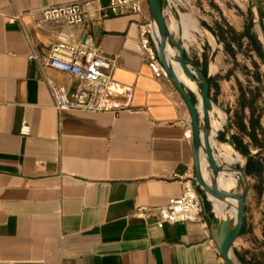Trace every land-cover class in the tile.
<instances>
[{
	"label": "crops",
	"instance_id": "crops-1",
	"mask_svg": "<svg viewBox=\"0 0 264 264\" xmlns=\"http://www.w3.org/2000/svg\"><path fill=\"white\" fill-rule=\"evenodd\" d=\"M81 1L0 0V264H225L210 227L226 203L218 211L206 199L198 220L163 227L156 209L137 213L178 197L195 177L188 107L144 47L148 0L141 13L90 8L83 25L39 23L37 10ZM61 32L116 59L110 97L123 109L54 107L47 80L70 92L82 80L28 56L47 54Z\"/></svg>",
	"mask_w": 264,
	"mask_h": 264
},
{
	"label": "rangeland",
	"instance_id": "rangeland-1",
	"mask_svg": "<svg viewBox=\"0 0 264 264\" xmlns=\"http://www.w3.org/2000/svg\"><path fill=\"white\" fill-rule=\"evenodd\" d=\"M177 4L179 13L194 21L188 31V38L181 31L172 33L176 39L183 38L187 58L206 73H212V119L223 122L222 129L215 136L213 150L216 160L222 166H227L228 162L221 156L224 144L231 149V155L235 159L229 164L246 171L248 157L232 146L229 139H225V135L228 136L226 121L231 117L241 144L247 147L251 145V155L264 164V148L254 146L248 135L252 130V119L256 124L260 144L264 145V63L261 59L264 57V26L261 1L181 0ZM179 13L176 14L178 19ZM176 70L181 72L179 67ZM200 90L201 85L198 83V91ZM238 123L246 127L244 131L237 127ZM208 171L210 172L209 169ZM248 178L251 192L247 227L245 230L243 227L242 233L234 242L233 251L237 257L239 252L248 259L255 257L264 264V166L262 173L248 175ZM243 187L238 179L237 186L231 191L241 193Z\"/></svg>",
	"mask_w": 264,
	"mask_h": 264
},
{
	"label": "built area",
	"instance_id": "built-area-1",
	"mask_svg": "<svg viewBox=\"0 0 264 264\" xmlns=\"http://www.w3.org/2000/svg\"><path fill=\"white\" fill-rule=\"evenodd\" d=\"M101 1L86 0L41 8L37 10L40 14L39 23L83 25L86 23V14L90 8H96L101 12L102 17L141 13L144 2L147 0H108L105 6ZM177 1L181 2V0H167L165 13L168 18L173 13H179ZM31 12L35 13L36 11L31 10ZM20 15L17 14L10 20L14 21ZM143 36L145 37L144 47L149 53L150 65L154 73L158 77L167 76L157 56L151 21L149 29L143 33ZM28 58L71 73L82 80L81 85L74 92L47 80L54 99V107L57 110L118 111L124 108L110 97L114 91L113 75L117 65L116 59L102 55L95 47L76 41L72 34L61 32L58 40L51 46L47 54L40 56L38 53L32 52ZM29 132L30 126L24 120L21 133L26 135ZM154 209L160 216L157 222L159 227H163L167 223L177 224L198 220L203 211V200L200 188L197 187L196 178L183 182L182 192L178 197L170 198L167 203L157 208L141 207L137 213L147 216Z\"/></svg>",
	"mask_w": 264,
	"mask_h": 264
},
{
	"label": "water",
	"instance_id": "water-1",
	"mask_svg": "<svg viewBox=\"0 0 264 264\" xmlns=\"http://www.w3.org/2000/svg\"><path fill=\"white\" fill-rule=\"evenodd\" d=\"M151 14V23L153 31L159 32V42H156L155 47L161 65L163 66L168 78L171 80L175 88L181 94L186 103L190 117H191V139L194 153L195 178L197 187L200 188L203 203L210 200L209 195L214 198L225 201L227 199L237 200L236 218L226 217L218 222L211 223V234L214 242L217 245L220 255L226 264H244L235 255L233 245L236 239L242 233L245 223L246 200L250 191V183L246 171L234 167V170L239 171L242 176L239 178L244 187L241 193L229 192L222 190L218 186V176L221 171L225 169L224 166L218 163L214 154L213 146L210 139L212 131V111L214 109V102L212 100L210 90L211 83L209 76L198 65L194 64L187 58L186 48L183 44L182 38L176 39L168 26V16L165 13L167 7V0H148ZM177 18V15L173 13ZM173 45L176 48L174 55L176 61L179 62L182 70L193 81L201 85V99H202V113L199 108V98L192 92L180 79L174 66L168 61L166 55L167 45ZM264 63V57L261 58ZM226 130L228 139L232 146H235L233 140V130L230 119L226 121ZM206 154L208 162V169L211 174V183L209 184L203 176L201 167V156ZM230 204V202H228Z\"/></svg>",
	"mask_w": 264,
	"mask_h": 264
},
{
	"label": "bare ground",
	"instance_id": "bare-ground-1",
	"mask_svg": "<svg viewBox=\"0 0 264 264\" xmlns=\"http://www.w3.org/2000/svg\"><path fill=\"white\" fill-rule=\"evenodd\" d=\"M192 18L187 17L184 14H181L180 18H176L175 16H172V19L168 20V26L172 31L175 32H179L181 31L183 33V35L188 38L189 36V29L192 25ZM193 26V25H192ZM157 31H153V36H154V40L156 38V42H159V32L158 29L156 28ZM191 30V29H190ZM176 48L173 47L172 45L168 44L167 48H166V55L168 58V61L174 66L175 70L176 67L181 68L180 64L178 61L174 60V55L176 54ZM176 72L178 73L180 79L184 82L185 85L187 86H191V88H194L193 86V80H191L186 73L182 70L181 68V72L179 73L177 70ZM198 86V85H197ZM192 91V90H191ZM194 92V91H192ZM199 92V91H198ZM198 92H194L195 94H197L198 96ZM200 93V92H199ZM199 98V97H198ZM200 104H199V108H200V112L202 113V99H201V94H200V98H199ZM221 114V112H220ZM223 118V116H221ZM221 127V122H217L215 120L212 119V131L210 134V139H211V143L212 146L214 147L215 145V135H216V130ZM221 129V128H220ZM217 130V131H218ZM220 143V142H219ZM222 158L224 159V161H226L227 166L225 167V169L223 171L220 172L217 182H218V186L225 191H229V192H233L231 191V189L234 186H237L238 184V179L242 176V174L239 171L234 170V167L231 166V162H234V157L231 155V149L222 144V153H221ZM224 163V162H223ZM201 167H202V172L204 174V179L210 184L211 183V174L208 171V162L206 160V154L203 153L201 156ZM209 197L214 201V205L215 208L218 211H221L224 203H227V206L225 204L224 209L222 210V215L221 217L218 216L219 218L223 219L226 217H231L233 219L236 218V207H237V200L235 199H227L225 201H221L218 200L216 198H214L213 196L209 195ZM210 199V200H211ZM211 200V201H212ZM228 202H230V204H228ZM214 210V209H213Z\"/></svg>",
	"mask_w": 264,
	"mask_h": 264
},
{
	"label": "trees",
	"instance_id": "trees-1",
	"mask_svg": "<svg viewBox=\"0 0 264 264\" xmlns=\"http://www.w3.org/2000/svg\"><path fill=\"white\" fill-rule=\"evenodd\" d=\"M205 73H206V71H205ZM250 125L252 127V130L249 132L248 135L250 136V138L252 140V144L254 146H259V147L261 146L264 148V145L260 144V139L258 137V134L256 133V129H255L256 124H255L254 120H252V119L250 120ZM237 127L242 131H244L246 128L245 126L241 125L240 123L237 124ZM233 140H234L236 149L248 157L247 166H246L247 174L250 176H253V175H258L259 173H262L264 164L261 163L260 161H257L255 159L256 156H250V154H251L250 149L246 145L241 144V142H240V140L236 134L233 135ZM237 255H238V258L244 264H262L261 260H257L255 257H251L248 259V258H246L245 255H243L239 252H237Z\"/></svg>",
	"mask_w": 264,
	"mask_h": 264
}]
</instances>
